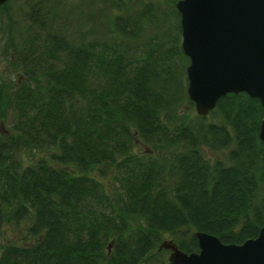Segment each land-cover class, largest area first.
<instances>
[{
    "label": "trees",
    "instance_id": "1",
    "mask_svg": "<svg viewBox=\"0 0 264 264\" xmlns=\"http://www.w3.org/2000/svg\"><path fill=\"white\" fill-rule=\"evenodd\" d=\"M20 1L0 6V238L24 233L0 264H168L165 239L190 254L196 232L258 236L263 107L227 94L180 114L193 103L178 0Z\"/></svg>",
    "mask_w": 264,
    "mask_h": 264
},
{
    "label": "water",
    "instance_id": "2",
    "mask_svg": "<svg viewBox=\"0 0 264 264\" xmlns=\"http://www.w3.org/2000/svg\"><path fill=\"white\" fill-rule=\"evenodd\" d=\"M175 8L196 115L206 117L220 98L239 93L258 99L264 110V0H178ZM258 137L264 143V117ZM195 237L198 252H182L170 240L159 250L169 251L168 264H264V225L240 245L203 232Z\"/></svg>",
    "mask_w": 264,
    "mask_h": 264
},
{
    "label": "rangeland",
    "instance_id": "3",
    "mask_svg": "<svg viewBox=\"0 0 264 264\" xmlns=\"http://www.w3.org/2000/svg\"><path fill=\"white\" fill-rule=\"evenodd\" d=\"M24 1L25 0H21L20 2L11 4V5H12V7L15 8V10H17L16 6H18L19 4H22ZM71 1L72 2L75 1V3H77V2L82 1V0H71ZM83 1H88V0H83ZM15 19H17V20L21 19L22 20L23 19L22 13H20V12L19 13H15ZM174 20H175V18L173 19V21ZM3 29H5V26H4L3 20H1L0 21V47L3 44V38L5 39L4 30ZM180 43H181V41H180ZM2 57L3 56H2V53H1V50H0V83L5 82L12 75V73L10 72V68H9L10 66H9L8 61L4 60V58H2ZM12 77H15V76H12ZM13 79L14 78H12V82H14ZM180 114H184V115H188L189 114L190 117L195 116L196 113H195L194 104H193L192 108H190L189 106L185 105L183 107V109L181 110ZM11 125H12V120L11 119H9L7 121H4V122L0 121V133L1 134L7 133L10 130ZM142 151L145 152L146 150H142L141 146H137L136 152H142ZM34 156H38L37 153H35ZM22 162H23L24 166L29 164V160H28L27 156L24 155L22 157ZM111 181L112 180H110V179L103 180L104 185L106 186L108 191H112ZM23 233H24V226H20L19 228H14L13 226H10V225L5 226L3 234L1 235V238H0V243L4 244L6 242H15V241L20 243L21 240H22V237H23ZM165 240H168V239H165ZM162 250H164V249H162ZM168 254H169V252L165 253V255H163V258L167 259L168 258Z\"/></svg>",
    "mask_w": 264,
    "mask_h": 264
}]
</instances>
